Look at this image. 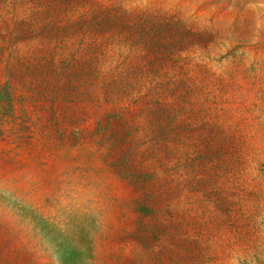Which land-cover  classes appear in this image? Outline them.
<instances>
[{
	"label": "rangeland",
	"instance_id": "rangeland-1",
	"mask_svg": "<svg viewBox=\"0 0 264 264\" xmlns=\"http://www.w3.org/2000/svg\"><path fill=\"white\" fill-rule=\"evenodd\" d=\"M0 264H264V0H0Z\"/></svg>",
	"mask_w": 264,
	"mask_h": 264
}]
</instances>
